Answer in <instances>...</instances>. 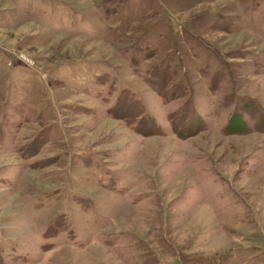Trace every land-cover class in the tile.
<instances>
[{
  "label": "rangeland",
  "instance_id": "obj_1",
  "mask_svg": "<svg viewBox=\"0 0 264 264\" xmlns=\"http://www.w3.org/2000/svg\"><path fill=\"white\" fill-rule=\"evenodd\" d=\"M0 264H264V0H0Z\"/></svg>",
  "mask_w": 264,
  "mask_h": 264
},
{
  "label": "trees",
  "instance_id": "obj_2",
  "mask_svg": "<svg viewBox=\"0 0 264 264\" xmlns=\"http://www.w3.org/2000/svg\"><path fill=\"white\" fill-rule=\"evenodd\" d=\"M235 124H237L236 123V119H235V117H233L231 120H230V125H232V126H236Z\"/></svg>",
  "mask_w": 264,
  "mask_h": 264
}]
</instances>
